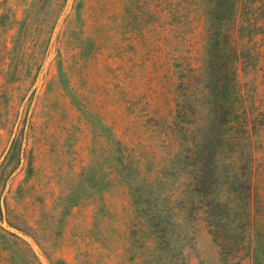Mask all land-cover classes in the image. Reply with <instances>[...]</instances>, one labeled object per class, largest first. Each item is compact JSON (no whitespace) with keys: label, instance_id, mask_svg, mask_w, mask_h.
<instances>
[{"label":"rangeland","instance_id":"374dc122","mask_svg":"<svg viewBox=\"0 0 264 264\" xmlns=\"http://www.w3.org/2000/svg\"><path fill=\"white\" fill-rule=\"evenodd\" d=\"M110 1L114 16L102 13L108 0H69L57 17L61 0H0V169L11 172L0 178V205L5 211L8 198L15 212L34 216L43 229L38 237L52 244L46 256L33 239L11 230L23 243L0 230V264H49L48 256L68 264H251L248 245L234 251L222 244V237L247 243L254 234L240 217L218 222L236 227L223 235L210 233L203 220L172 215L164 219L183 227L168 230L162 241L138 233L142 219L134 200L180 203L195 171L169 165L173 157L160 143L150 157L152 192L145 188L132 198L122 181L109 176L108 126L136 147L152 145L142 111L156 101L153 65L143 66L137 53L131 0ZM80 2L81 20L75 10ZM113 27L119 36L107 35ZM243 61L242 83L264 111V72ZM260 139L256 217L264 225V127ZM107 179L114 181L104 192ZM93 186L100 191L91 198L87 189ZM75 195L81 204L60 215Z\"/></svg>","mask_w":264,"mask_h":264},{"label":"trees","instance_id":"16d2710c","mask_svg":"<svg viewBox=\"0 0 264 264\" xmlns=\"http://www.w3.org/2000/svg\"><path fill=\"white\" fill-rule=\"evenodd\" d=\"M68 1L61 0L58 4L57 17ZM108 1L111 4L102 13L114 16L112 2ZM131 3L137 53L143 66L151 62L154 68L156 101L142 111L147 118L145 131H151L154 137L152 145L141 144L139 148L117 138L114 128L106 127L111 134L109 176L114 174L122 181L132 198L135 194L143 195L145 188L152 192L157 187L155 179L148 175L150 157L156 155L152 149L160 143L173 157L169 165L174 168L183 165L195 171L186 180L180 203L134 200L142 219L138 233L145 232L148 238L162 241L168 230L183 227L172 226L165 220L172 215L182 222L203 220L209 224L210 233L223 235L221 230L234 233L236 227L224 228L218 222L231 216L240 217L243 227L254 234L247 243L243 239L228 242L222 237V244L231 245L234 251L246 244L251 264H264V225L256 217L261 203V159L257 154L262 145L264 111L256 106L240 75L244 58L250 60L247 65L254 66L256 73L258 66L264 72V0H131ZM81 4L75 9L80 20ZM109 29L108 36L111 32L120 35L114 27ZM253 93L257 94L258 88ZM12 151L15 160L20 161V151L16 147ZM223 172L226 175L222 176ZM10 173L0 169V178ZM140 179L145 181V187H138ZM112 181L107 179L104 192ZM237 184L242 186L240 190ZM89 188V197L98 195L100 188ZM81 201L82 197L75 195L67 207L60 206L59 214L65 211L66 215ZM33 217L15 212L8 207L6 198L5 211L0 205V222L6 226L0 230L23 243L11 230L33 239L45 253L52 244L38 237L37 233L43 229ZM48 261L68 264L49 256Z\"/></svg>","mask_w":264,"mask_h":264}]
</instances>
